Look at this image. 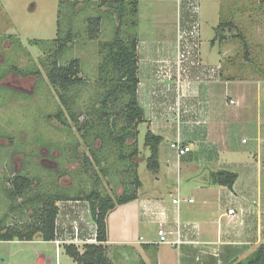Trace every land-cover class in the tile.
<instances>
[{"label": "crops", "instance_id": "0c3cea01", "mask_svg": "<svg viewBox=\"0 0 264 264\" xmlns=\"http://www.w3.org/2000/svg\"><path fill=\"white\" fill-rule=\"evenodd\" d=\"M181 1L156 0L167 13L161 20L172 21V37L137 38V99L148 130L162 138L160 172L141 183L135 200L108 214L105 246L114 264H233L264 242V77L258 76L264 73V45L257 44L264 43V29L251 6L244 15L234 8L238 19L231 21L234 28L223 27L218 52L225 60L226 52L241 49L244 60L232 56L227 64L204 66L200 36L180 39L196 21L190 12L196 0ZM139 8L137 1V14ZM177 52L190 55L176 66ZM237 134L245 136L240 145ZM177 141L190 151L178 156L170 147ZM218 170L237 175L231 189L210 183ZM67 204L58 205L55 240L63 241L59 249L71 243L82 252L95 243L89 207L80 200ZM159 229L170 240L178 232L183 243H159ZM49 243L54 255L40 253L38 264H62L54 241Z\"/></svg>", "mask_w": 264, "mask_h": 264}, {"label": "rangeland", "instance_id": "374dc122", "mask_svg": "<svg viewBox=\"0 0 264 264\" xmlns=\"http://www.w3.org/2000/svg\"><path fill=\"white\" fill-rule=\"evenodd\" d=\"M101 1L103 0H0V220L3 225L19 226L30 223L34 211L42 207L41 202H30V198L38 192L59 193L69 199L58 202L60 206H67L68 202L73 204L74 198L88 206L82 197L94 188L110 196L121 192L118 182L122 174L112 173L113 169L116 171L120 167L115 160L118 146L109 142L103 146L100 139L91 145L92 151L97 155L100 154V149H104L99 156L106 163L101 168L108 170V178L100 177L101 182L98 183L96 177L99 171L77 130L84 121L85 113L94 107L104 92L97 74L103 55L106 54L101 44L113 39L117 27V20L112 18L111 12L99 8ZM136 1H139L143 9L139 8V14L135 18L126 17L124 23L128 22L129 25L124 27L136 32L138 39L145 38L148 42L157 41L159 37L164 38L165 34L172 37V21L161 20L163 8L160 3L156 0ZM254 2L256 0H196V9H191L190 12L195 15L198 24V53L204 66L227 64V59L232 56H235V61L244 60L241 49L240 52H226L223 60L220 55L222 52H218L221 43L215 38V30L224 21L238 19L236 16L233 20L234 8L244 15L248 6L254 12L253 19H258L264 29V0H259L261 5L258 7ZM126 10H130V7H126ZM171 11L168 10V15L163 12L162 16L168 19ZM97 17L101 18L102 25L98 38L91 41L87 38V21ZM242 17L241 15L239 20ZM131 21L137 22L135 30L130 29ZM221 34L222 31L219 36ZM68 35L73 38V42L64 51L59 64H66L71 59L80 61V75L84 83L67 92L69 109L77 116L78 125L61 106L46 77V66L53 59L55 50L53 41L58 38L63 40ZM211 42H214L213 46ZM257 44L264 45L261 41ZM153 53L155 52L148 55L154 57ZM180 54L185 59L190 55L187 52ZM164 70L165 68L160 72ZM163 76L166 78L171 75L169 72ZM258 76L264 77V73L260 72ZM59 108H62L68 125H62L55 118ZM121 108L122 106H118L115 109L118 117L115 122L117 128L122 125ZM109 127L110 124H97L96 128L108 131ZM147 130V124H140L136 139L139 151L137 175L142 184L159 177L158 172L152 174L146 167L145 159L149 156V150L144 146V136ZM243 137L245 136L237 134L234 140L240 145ZM84 157L88 158V165L85 164ZM13 174L33 180V185L24 198L15 200L8 196ZM131 191L132 188H127L125 192ZM13 205L19 208L10 211ZM54 249L53 244L35 239L0 241V264H38L40 253L52 256ZM58 252L62 264H75L66 255L63 246Z\"/></svg>", "mask_w": 264, "mask_h": 264}, {"label": "trees", "instance_id": "16d2710c", "mask_svg": "<svg viewBox=\"0 0 264 264\" xmlns=\"http://www.w3.org/2000/svg\"><path fill=\"white\" fill-rule=\"evenodd\" d=\"M98 5L99 8H105L106 11L111 12L112 18L117 20V27L113 39L101 44L106 54L103 55L97 74L104 92L100 99L96 101L94 107L85 113L84 121L81 124H79L75 113L70 111L67 99V92L72 87L84 83V79L80 75V61L71 59L66 64H59L62 55L65 53L64 51L73 42L71 36L68 35L63 40L58 38L53 41L55 45L53 59L46 66L47 81L56 92L61 106L67 111L72 121L76 125L79 124L77 130L80 133L82 142L91 152L92 159H94L95 166L99 171L96 182L100 183L101 178H108V170L101 168L106 163L99 156L104 149H100V154L97 155L92 151L91 145L97 139H100L103 146L107 142L118 146L115 160L118 161L120 167L116 171L113 169L112 173L113 175L122 174L118 182L121 186V192L110 196L94 188L89 194L82 197L88 203L90 219L95 227V243L83 245L82 252L74 244L63 245L64 252L75 264H114L108 257L105 246L108 239L107 216L117 206L135 200L137 191L141 186V181L137 175L139 151L136 147V139L138 126L144 123L145 116L137 99V36L136 32H131L124 27V25H129L128 22L124 23L126 17H136L138 12L137 1L103 0ZM126 7H130V10H126ZM131 22L130 29L135 30L137 22ZM101 25L102 20L99 17L87 21V38L89 40L93 41L98 38ZM223 27L232 29L235 26L231 21L220 23L216 27L215 38H220L219 32L223 30ZM118 106H122L120 116L122 125L119 128L116 127L115 123L118 119L115 115V109ZM57 111L55 118L62 125H68L63 117L62 108ZM97 124H110L111 127L108 131L97 130ZM91 132L92 134H90ZM161 141L162 138L159 135L147 130L144 136V146L148 148L149 156L145 161L147 170L152 174L157 173L159 170L158 149ZM84 161L88 165L89 160L87 157H84ZM236 179L237 175L235 173L218 170L210 173L209 181L213 185L231 189ZM10 183L8 196L16 200L17 198H24L26 192L33 185V180L16 175ZM127 188H132V191L126 193ZM67 200L69 199H65L59 193L40 194L38 192L37 195L30 198V202H41L42 207L38 211H34L30 223L9 226L3 225L0 220V241H32L36 238L44 242L54 241L58 202ZM73 200H78V198ZM19 206H11L10 211H16ZM233 264H264V242L254 248L248 256L235 261Z\"/></svg>", "mask_w": 264, "mask_h": 264}, {"label": "built area", "instance_id": "2783aa9c", "mask_svg": "<svg viewBox=\"0 0 264 264\" xmlns=\"http://www.w3.org/2000/svg\"><path fill=\"white\" fill-rule=\"evenodd\" d=\"M193 11L194 9H196V5L193 6ZM197 29H198V24L196 21L192 22V27H191V30L189 32H182V34H180V39L181 38H184V37H197L198 34H197ZM184 55L180 54V52H177V65H180L183 61V59L185 60V57ZM230 103H233V101H230ZM170 147L177 153L178 156H182V155H185L186 153H188L190 151V148L189 146H185V145H182L180 142H172L170 144ZM174 203L177 202V200H174L173 201ZM228 214H232L233 213V210H228L227 212ZM77 228L75 227V230H74V238L72 241H76V237H77ZM157 235H158V238H159V243H163V244H168L172 247H176L178 246L179 244L183 243V241L181 240L180 238V235L178 232H176V236H175V239L173 240H170L167 238V233L165 231H163V229H159L158 232H157ZM63 241L59 240V239H56L54 240V243H55V246H56V252L58 253V249L60 247V245L62 244Z\"/></svg>", "mask_w": 264, "mask_h": 264}, {"label": "flooded vegetation", "instance_id": "af4514ba", "mask_svg": "<svg viewBox=\"0 0 264 264\" xmlns=\"http://www.w3.org/2000/svg\"><path fill=\"white\" fill-rule=\"evenodd\" d=\"M17 174H13V176L12 177H14V176H16Z\"/></svg>", "mask_w": 264, "mask_h": 264}]
</instances>
